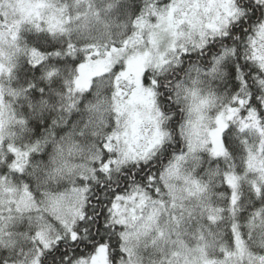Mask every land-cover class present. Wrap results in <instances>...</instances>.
I'll return each mask as SVG.
<instances>
[{
  "label": "trees",
  "instance_id": "trees-1",
  "mask_svg": "<svg viewBox=\"0 0 264 264\" xmlns=\"http://www.w3.org/2000/svg\"><path fill=\"white\" fill-rule=\"evenodd\" d=\"M169 1L47 0L62 12L60 29L24 23L16 31L19 52L4 80L11 93L2 98L18 121L10 137L0 140V181L24 186L36 203L67 189L82 196L70 223L42 209L9 207L6 233L15 244L0 242V264H15L23 258L18 251L27 247L37 251L33 264H91L99 252L102 264H132L124 248L125 226L113 210L119 197L135 188L161 207L164 236L152 245L154 259L167 264L170 254L199 252L221 264H264V172L258 174L247 161L248 150L255 149L264 162V58L255 49L264 0H234L235 14L216 34L175 53L165 69H144L162 138L143 160L115 161L116 115L110 101L116 67L94 76L86 90L73 86L87 53L126 44L137 33V20ZM1 26L14 29L0 16ZM189 82L222 105L237 107L222 131L223 154L205 150L187 166L209 187V203L217 210L212 220L177 202L164 177L173 157L186 149L187 105L180 88ZM70 141L96 155L81 174L55 171L58 150ZM226 175L235 179L234 192ZM39 217L47 218L55 232L47 243L36 224Z\"/></svg>",
  "mask_w": 264,
  "mask_h": 264
},
{
  "label": "rangeland",
  "instance_id": "rangeland-1",
  "mask_svg": "<svg viewBox=\"0 0 264 264\" xmlns=\"http://www.w3.org/2000/svg\"><path fill=\"white\" fill-rule=\"evenodd\" d=\"M235 12L234 0H170L158 11L138 19L137 33L126 44L102 51L94 47L87 53L85 60L78 64L73 81V86L78 91L86 90L94 76L116 67L115 91L110 106L115 109L116 115L112 138L115 161L119 165L147 158L162 138L160 114L153 92L150 85L143 83L144 69H165L175 61V53L194 47L203 42L206 36L216 34ZM0 16L2 21L14 26V29L0 27L2 140L10 137V128L18 121L2 98L4 92L11 93L4 80L11 74L15 56L19 52L16 31L24 23H33L37 28L49 31L58 30L63 15L61 10L50 6L47 0H0ZM255 49L259 57L264 58V25L258 32ZM180 94L187 105L183 126L186 149L173 157L164 171V177L177 202L212 220L217 215V210L209 203V187L206 182L195 178L187 166L202 151L209 150L214 156L223 154L222 131L236 114L237 107L222 105L214 95L202 93L194 82L182 85ZM95 156L90 149L70 141L58 150L54 168L57 173L65 175L81 174ZM247 161L258 174H263L264 162L258 150L249 149ZM225 180L234 192V177L226 175ZM81 196L80 191L67 189L47 193L36 203L24 186L0 181V242L7 246L15 244V238L6 233L10 222L7 211L9 207L15 206L20 210L42 209L56 220L70 223L76 217ZM160 210L158 202L148 200L138 188L120 196L114 206L113 215L125 226L124 248L132 264L164 263L160 259H154L152 254V245L164 236ZM46 219H36L45 243L55 235ZM18 252L23 258H19L15 264L34 263L37 256L35 248H22ZM102 259L103 254L99 252L92 258L91 264H102ZM166 263L221 264L206 259L199 252L185 256L176 252L170 254Z\"/></svg>",
  "mask_w": 264,
  "mask_h": 264
}]
</instances>
